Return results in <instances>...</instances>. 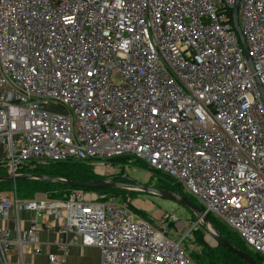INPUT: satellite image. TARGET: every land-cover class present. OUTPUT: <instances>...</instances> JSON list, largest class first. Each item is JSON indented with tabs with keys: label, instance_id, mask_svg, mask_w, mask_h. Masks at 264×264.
Returning <instances> with one entry per match:
<instances>
[{
	"label": "built area",
	"instance_id": "obj_1",
	"mask_svg": "<svg viewBox=\"0 0 264 264\" xmlns=\"http://www.w3.org/2000/svg\"><path fill=\"white\" fill-rule=\"evenodd\" d=\"M118 156L170 177L264 264V0H0V167L111 176ZM0 218V264L40 255L42 227L100 264H196L197 221L149 222L114 196L19 200L13 182ZM59 248L47 264H66Z\"/></svg>",
	"mask_w": 264,
	"mask_h": 264
},
{
	"label": "trees",
	"instance_id": "obj_2",
	"mask_svg": "<svg viewBox=\"0 0 264 264\" xmlns=\"http://www.w3.org/2000/svg\"><path fill=\"white\" fill-rule=\"evenodd\" d=\"M119 159H127L125 156H118L114 157L109 160V163L112 164L114 161H118ZM139 161V160H137ZM140 166L144 169L148 170L147 166L141 162ZM152 171V170H151ZM19 173H33V174H44L50 175L55 177H61L68 180H73L77 182H86L91 180H99L105 179L109 177L111 180L120 181V182H129L125 177L127 175L124 173L123 169H120V172L111 175V176H102L98 175L94 172L93 164L90 162H83V161H73V160H66L60 162H47V163H37L34 165H24L18 169ZM7 173L6 168L0 167V176ZM158 171H152V178L157 177V186L160 189H166L173 192H178L180 195L184 196L185 198L189 199L194 204L198 205L202 208L196 201H194L189 195L184 193L181 190L179 184L175 183L170 177L166 176H159ZM163 174V173H162ZM151 178V175H150ZM13 182L10 181H2L0 182V192H5L8 188H12ZM16 196L19 200H28L34 198L37 194H46L50 198H57V199H64L66 198L71 190L73 189H81V188H71L69 186H64L60 184H51L43 181H36V180H17L14 182ZM83 191H92L97 194H110L121 196L119 194H131V195H138L140 192L137 191H129V190H122V189H112V190H99V189H87L82 188ZM122 197V196H121ZM126 197V196H123ZM122 197V198H123ZM126 198H123L125 200ZM124 202V201H123ZM125 202H128L127 200ZM128 208L137 216L146 219L149 222H152L153 218H150L146 215L145 212L141 210L135 209L132 204L127 203ZM206 217L210 220L213 227L215 228L216 232L219 233L225 240H227L230 244L235 246L236 248L249 253L257 263H261L262 256L258 253H254L249 251L243 241L238 237V235L233 232L232 230L228 229L224 224L219 222L213 215L207 213ZM192 218L194 219L193 215ZM204 229V228H203ZM204 231V230H203ZM201 233V232H200ZM196 234H199L197 231ZM197 237V236H196ZM199 239L198 244L200 246H207L208 244L203 240V237H198ZM213 253V258H207L206 250H203V254H201V259L198 260L197 257L194 255H189L191 259L196 264H247L242 259H240L237 255L231 253L227 248L223 247L220 243L217 244L214 248L208 247Z\"/></svg>",
	"mask_w": 264,
	"mask_h": 264
},
{
	"label": "rangeland",
	"instance_id": "obj_3",
	"mask_svg": "<svg viewBox=\"0 0 264 264\" xmlns=\"http://www.w3.org/2000/svg\"><path fill=\"white\" fill-rule=\"evenodd\" d=\"M50 111L54 112H64L63 106L59 105H52L47 108ZM111 165H113V168L116 169V172L119 173L120 169L122 168L124 173L127 175L129 180L138 183V184H145L154 188H158L157 186V175L155 174V177L152 178V171L150 169L146 170L143 167L140 166V162L134 159H119L118 161H114ZM94 167V166H93ZM151 175V178H150ZM104 176V175H102ZM159 176H164V174L159 173ZM11 191V188L9 187L8 190L5 192L9 193ZM85 193L89 195H107V194H97L92 191H84ZM123 198H126L123 200L121 196L116 195H110L108 196H114L118 201H128L129 204H132V206L137 209L141 210L146 213V215L150 218H153L152 220H157L163 215H174L178 218V220L182 224H188V223H194L196 221L195 216L194 219L192 218L191 212L184 206L180 205L179 203L163 198L161 196L152 194V193H144L140 192L138 195H131V194H119ZM191 197V196H190ZM194 201H197L194 197H191ZM127 202V203H128ZM172 229H176V223L173 222L171 224ZM203 229V226L199 223L197 224L196 229H194L191 233V236L189 238H186L184 240L185 248L189 252V255H194L198 258V260L201 259V254H203V250H206L207 252V258H213L214 253L208 248H214L216 244H214L213 240L208 238V234ZM199 232V234H196V232ZM201 232V233H200ZM182 233H180L181 238ZM197 236V237H196ZM198 237H203V240L208 244L207 246H200L198 244L199 239L197 241Z\"/></svg>",
	"mask_w": 264,
	"mask_h": 264
},
{
	"label": "water",
	"instance_id": "obj_4",
	"mask_svg": "<svg viewBox=\"0 0 264 264\" xmlns=\"http://www.w3.org/2000/svg\"><path fill=\"white\" fill-rule=\"evenodd\" d=\"M236 14H237V4L233 8V23L240 36V32L237 25ZM240 39L242 45L244 46V42L241 36ZM17 180H36V181H43L51 184H60L64 186H69L71 188H81V189L82 188L99 189V190L124 189L129 191H137L141 193L142 192L152 193L161 196L163 198L173 200L179 203L180 205L186 207L191 212V214L195 216L196 221L203 226L208 236L214 241V244L217 245L220 243L223 247L227 248V250H229L231 253L237 255L247 264H259L249 253H246L236 248L235 246L230 244L227 240H225L219 233H217L210 220L204 214V211H202V209L198 205L194 204L189 199L180 195L178 192H173L166 189L154 188L145 184H138L133 181H129V182L114 181L111 180L109 177L99 180L77 182L61 177H55L44 174H33V173L13 172V173H6L0 176V182L2 181L15 182Z\"/></svg>",
	"mask_w": 264,
	"mask_h": 264
},
{
	"label": "crops",
	"instance_id": "obj_5",
	"mask_svg": "<svg viewBox=\"0 0 264 264\" xmlns=\"http://www.w3.org/2000/svg\"><path fill=\"white\" fill-rule=\"evenodd\" d=\"M7 192H0V197L7 195ZM21 216L25 219L29 218L31 214L29 212H21ZM7 223V222H6ZM3 221L0 218V225ZM26 227V222L22 223ZM39 240L42 243V253L40 255H31L25 253V264H47L46 256L49 253L59 254L60 244L67 246L66 251V264H100L101 256L96 247L93 246H80L77 244H69L71 236L64 233H60L56 228H41L38 232ZM9 264H16L17 257L11 254L8 257Z\"/></svg>",
	"mask_w": 264,
	"mask_h": 264
},
{
	"label": "flooded vegetation",
	"instance_id": "obj_6",
	"mask_svg": "<svg viewBox=\"0 0 264 264\" xmlns=\"http://www.w3.org/2000/svg\"><path fill=\"white\" fill-rule=\"evenodd\" d=\"M127 180H129V178L128 177H125ZM129 181H131V180H129Z\"/></svg>",
	"mask_w": 264,
	"mask_h": 264
},
{
	"label": "bare ground",
	"instance_id": "obj_7",
	"mask_svg": "<svg viewBox=\"0 0 264 264\" xmlns=\"http://www.w3.org/2000/svg\"><path fill=\"white\" fill-rule=\"evenodd\" d=\"M208 238H210V237H208ZM211 239V238H210ZM214 242V241H213Z\"/></svg>",
	"mask_w": 264,
	"mask_h": 264
}]
</instances>
